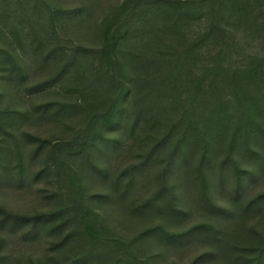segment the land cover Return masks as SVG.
<instances>
[{"label": "rangeland", "instance_id": "rangeland-1", "mask_svg": "<svg viewBox=\"0 0 264 264\" xmlns=\"http://www.w3.org/2000/svg\"><path fill=\"white\" fill-rule=\"evenodd\" d=\"M12 1L0 0V47L16 49L24 75L0 59V108L27 112L0 127V209L61 212L33 231L24 219L0 221V264H108L80 257L88 225L130 241L114 251L147 264H190L210 249L212 256L196 264H246L239 254L264 237V202L246 206L264 193V136L251 132L246 141L239 135L229 149L227 137H210L204 145L199 136L186 135L175 147L179 134L163 139L162 126H150L145 116L132 127L130 111L103 124L87 115L85 105L95 99L73 69L42 91L30 90L59 70L74 45L97 43L96 22L118 0H44L51 11L82 1L86 9L74 18L48 13L44 5L33 19L28 0ZM249 46L261 51L256 40ZM45 102L51 107L41 111ZM205 193L230 213L212 211ZM203 221L217 228L215 235L202 229L180 239L141 236L153 225L177 232Z\"/></svg>", "mask_w": 264, "mask_h": 264}, {"label": "trees", "instance_id": "trees-1", "mask_svg": "<svg viewBox=\"0 0 264 264\" xmlns=\"http://www.w3.org/2000/svg\"><path fill=\"white\" fill-rule=\"evenodd\" d=\"M28 1L31 19L44 5L48 13L57 16L66 13L74 17L86 9V0L69 7L56 5L54 11L44 0ZM14 3L25 2L13 0L11 4ZM16 33L23 35L19 29ZM95 33V45H74L55 74L31 84L29 89L42 91L73 69L83 88L90 90L89 96L95 99L93 104L85 105L89 118L112 125L130 111L134 127L140 116H145L150 126H162L163 139L174 132L179 134L175 147L186 135L199 136L204 145L210 137H227L229 149L239 135L246 141L254 132L264 136V0H118L101 14ZM255 40L261 51L248 48ZM0 59L7 64L4 68L24 75L16 49L0 47ZM50 107V102L39 106L41 111ZM26 112L0 108V127L10 125L13 116ZM204 197L215 213H230L207 193ZM262 202L264 193L246 206H260ZM0 211V221L9 220L14 225L27 220L28 231L61 212L53 209L24 215L2 208ZM94 226L87 227L88 247L80 257L107 259L108 264H147L126 250L114 251L131 245L130 241L109 237L103 226ZM202 229L213 235L217 231L213 224L203 221L177 232L153 225L145 228L141 236L159 234L180 239ZM249 251L239 254L244 263L264 264V237ZM212 254L211 249L203 251L190 264Z\"/></svg>", "mask_w": 264, "mask_h": 264}]
</instances>
